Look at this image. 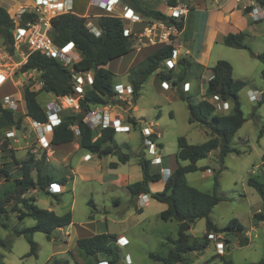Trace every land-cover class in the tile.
<instances>
[{
    "label": "rangeland",
    "instance_id": "obj_1",
    "mask_svg": "<svg viewBox=\"0 0 264 264\" xmlns=\"http://www.w3.org/2000/svg\"><path fill=\"white\" fill-rule=\"evenodd\" d=\"M193 1L196 2V0ZM5 3L7 4V0H0L1 7H6ZM207 3L209 2L207 1ZM88 6L89 0H75L76 14L96 13L95 10L90 9L89 11ZM126 7L125 3H121L118 12H122ZM8 10L12 16L14 8L8 5ZM237 10L246 19V24L240 23L239 28H242L241 32L246 35L245 43L248 49L237 50L220 44L216 46L209 58L210 65H213L217 58L228 61L234 69V78L247 82V87L239 93L241 109L246 122L234 138L233 147L237 152L231 153L225 158L224 166L219 162L218 151L213 152L208 158L197 163L199 167L208 169L190 173L186 179L190 186L204 192H212L214 176L218 171H221L219 176L220 193L226 201L214 208L210 218L218 227H223L231 220L237 219L246 227V237L249 239V244L241 247L237 237L227 238L223 234H212L209 236L210 245L205 251L194 252L186 256L190 264H203L217 255L223 258L211 260L210 264H225L223 259L231 261L232 264H249L264 259V223H258L253 219L254 213L262 206V200L247 183L248 179L253 177L264 184V166L262 164V156L264 155V131H262L264 103L251 101L249 97L250 90H264V77L262 76L264 64L255 58L256 55L264 52V20L253 22L242 10V4ZM239 12L237 13L240 15ZM141 28L134 29L139 31ZM199 36L201 39L205 38V33L204 31L201 33V29ZM141 46V42H135L136 49ZM151 51L152 49L141 52L137 50L128 57L110 62L107 69L114 74V84H128L129 75L126 73L128 61L134 56L142 55L145 57L147 52ZM185 51L186 49L182 48L181 54H186ZM200 52L205 51L200 49L197 53L188 55V58L195 60V56L200 55ZM27 53V48L23 46L20 50H16L14 56L6 54L4 56L7 59L0 61L6 71L9 73L15 71V84L22 83L15 87L9 80L1 85V102L2 97L13 92L15 97V94L20 93L17 91L22 92L23 100V90L28 86L35 90L41 89L42 82L39 73L24 78L19 72V61L23 59L21 56ZM179 57L181 59L184 56ZM160 70L170 72L163 67ZM177 73V70L172 71L173 79L168 82L170 86L168 89L163 88V81L156 73L151 75L143 86L135 111L129 113L122 109L115 110L126 119L131 116L140 119L139 125L136 127L132 125L129 133L116 132L115 141L119 149L123 154L130 156V161L121 165L118 171L106 167L112 161L118 162L116 156H109L100 161L87 150L81 148L75 150L74 143L55 148V156L52 159L55 167H51L50 170L56 178H67L65 185H58L53 188V191L60 197V202L55 199L54 195H48L42 190H32L27 196L34 197L36 199L35 204L39 208L54 211L59 216L71 212L73 223L67 228L56 230L52 234L51 240H48L43 233H34L33 239L38 245V254L37 256H28L30 245L27 239L24 236L15 235L14 230L31 228L35 225V220L30 217L23 220L19 219V213L13 212L14 207L19 205H12L9 210V218L6 221L7 227H0V238L10 247L8 249L0 246V255L3 256L1 261L4 264H47L55 258L69 260V264H96L93 258L80 256L76 246L77 240L108 232L117 236L124 235L129 240L128 245L118 246L122 262H125V257L129 254L132 259L130 264H162L151 259L149 253L167 255L169 249L174 247L172 241L178 238V223L176 221H164L160 217L167 205L149 196L147 204L141 208L137 203V197L132 196L126 186L120 184L108 186L104 182H100L97 176L104 175L107 177L108 173L123 174L127 175L129 184L142 180L143 175L139 165L140 153L145 152L148 160L154 157L143 142L142 131L144 127L160 134L159 141L162 148L158 150V154L163 158L164 165L155 166L152 164L153 171L156 172H160L163 166H168L174 170L179 165L188 164V162H182L176 158L179 137H185L190 144H201L209 140V131L204 126L189 123L187 102L180 97L181 90H184L185 94L191 97L194 102H199L206 93L207 83L205 79L201 80L200 70L194 68L184 80L191 83L188 89L184 87V81L175 86L173 82L177 79ZM50 99L51 95L43 92L40 93L38 102L44 108ZM128 105L133 107L131 103ZM222 108L219 107V114H229L230 111H224V106ZM70 113L75 112L70 109L65 110L62 113V119L64 115ZM23 125L20 128L12 127L0 131L1 165L12 163L11 151L19 160L29 156L40 158L42 152L36 151L37 146L31 122L26 120L25 125ZM86 155L93 158V161L88 163L89 160L84 159ZM64 158L67 161H64ZM94 163L101 165V168L96 170L97 175L95 177L82 178L79 172H74L79 164L90 166ZM10 187L11 183L2 180L0 191ZM116 199L119 200V203L116 202ZM18 209L20 210L22 207L19 206ZM140 209L142 210L140 211ZM90 216L93 218L90 219ZM205 232L206 221L204 219L197 221L189 232L190 240L193 242L195 239L203 237ZM219 237H222L224 241H221ZM219 242L224 243L223 251L217 246ZM75 253H77V259L74 256ZM100 259L105 264H108L110 260L106 256H101Z\"/></svg>",
    "mask_w": 264,
    "mask_h": 264
},
{
    "label": "trees",
    "instance_id": "obj_2",
    "mask_svg": "<svg viewBox=\"0 0 264 264\" xmlns=\"http://www.w3.org/2000/svg\"><path fill=\"white\" fill-rule=\"evenodd\" d=\"M255 1L264 7V0ZM169 5H176V0H170ZM251 8L244 10L247 15ZM149 18L154 20L167 21L169 17L162 11L146 10L143 11ZM32 14L23 15L21 26L30 21H34ZM87 18L76 14H65L52 20L50 36L53 42L64 47L73 43L81 59L74 64L76 73H93L94 81L92 85L85 86L82 98L79 100L81 112L70 113L63 116L62 121L54 127L51 146H62L76 141L81 149L96 155L99 159L109 156H117L118 162L126 164L130 161L128 154H123L116 141V132L112 128L101 131L92 130L85 122L83 111H90L92 107L99 105L117 104L114 99L115 84L114 74L109 71L107 65L121 57L135 51V37L124 34V21L117 17L100 16L94 20L95 25L101 31L100 35L92 33L87 27ZM183 30V22L177 24ZM15 23L12 16L5 7L0 6V43L5 52L10 56L15 55L14 39ZM246 35L243 32L230 33L224 40L223 45L237 50H247L245 43ZM173 47L165 45L156 49L138 66L129 72L128 81L133 88L132 101L135 103L141 95L144 84L149 77L155 73L162 81L169 82L173 79L172 70L170 72H159L164 62L172 57ZM257 59L264 64V52L257 55ZM177 66L180 72L177 79L173 82L175 86L180 85L185 80L189 71V64L185 57L178 60ZM202 72V67L195 66ZM211 77L207 82L206 97L219 96L222 101L233 104L229 114L221 115L216 113L215 106L208 99L194 102L181 90L180 97L187 102L189 110V123L200 124L208 131L210 138L201 144H190L185 137L178 138V152L176 158L187 165L176 167L170 177L164 182L162 191L153 192L151 185L161 182L163 176L160 172L153 171L151 160L145 157L144 152L139 155V165L142 170L143 178L141 181L128 184L126 188L134 197L146 194L152 199L167 205V209L161 212L160 217L164 221H176L178 223V238L172 241L174 247L169 249L167 255L149 253V257L162 264H190L187 255L194 252H203L210 245V235L223 234L227 238L237 237L240 246H247L249 239L246 237V227L237 219L231 220L227 225L218 227L210 218L214 208L226 199L220 193V172L214 176V187L212 192H204L190 186L186 176L190 173L205 171L208 168L198 167L197 163L208 158L213 152L218 151V159L224 166L225 158L234 152L233 147L235 135L246 122L244 113L241 109L239 93L246 86L247 82L235 79L232 65L225 60H218L210 69ZM20 73L36 72L40 74L42 87L39 90L25 87L23 90V100L25 103V113L23 117L30 118L41 123L48 121L44 109L38 102L40 93L46 92L55 97L70 95L75 91V78L70 69L66 68L59 60L48 58L39 52L30 53L27 61L20 67ZM200 72V74H201ZM264 77V70L262 71ZM186 83L185 81L183 82ZM131 111V110H129ZM22 114L9 109L0 101V131L20 128L23 123ZM128 121L133 126H138L135 117H129ZM77 128L79 135H76L74 128ZM262 131H264V126ZM156 140L157 135H152ZM162 148V145H159ZM12 163H3L0 167V185L2 180L11 183L7 190L0 191V227L6 228V221L9 218V207L19 205L22 209L14 207L13 212H18V218L23 220L27 217L35 220V225L27 229H15L17 236H24L29 245L28 256H37L38 245L33 239L34 233L40 232L46 235L48 240L52 239V234L59 229L67 228L73 223V216L68 212L62 216L54 211L39 208L34 202L33 197L27 194L32 190H42L48 195H54L60 202L58 194L52 193L47 188L52 184L64 185L66 179L56 178L50 170L46 152H42L39 159L29 156L19 160L15 153L11 151ZM119 163H111L110 168L116 169ZM264 166V155L262 156ZM15 171V172H13ZM262 200L261 209L254 213L253 219L258 223H264V184L250 177L247 181ZM91 204H93L91 202ZM93 217L90 216V219ZM206 221V232L201 238L190 240L189 232L197 221ZM118 237L115 234L103 233L96 234L87 238L77 240L76 246L80 256L93 258L96 264L103 260L101 256L108 257L109 264H127L122 262L117 243ZM228 242V239H227ZM0 246L10 248L6 242L0 238ZM71 254V253H70ZM3 256L0 255V261ZM223 258L220 255L212 257ZM210 260V261H211ZM207 261L203 264H210ZM225 264H232L231 261L223 259ZM0 264H4L2 261ZM47 264H69V260L55 258ZM249 264H264V259Z\"/></svg>",
    "mask_w": 264,
    "mask_h": 264
},
{
    "label": "built area",
    "instance_id": "obj_3",
    "mask_svg": "<svg viewBox=\"0 0 264 264\" xmlns=\"http://www.w3.org/2000/svg\"><path fill=\"white\" fill-rule=\"evenodd\" d=\"M10 2V7H13L12 19L15 23L14 39L15 50H20L25 46L30 53L39 52L48 58H54L59 60L66 68L70 69L75 78V91L80 95L79 99H74L72 94L63 97H56L53 101L48 102L44 107V112L47 115L48 121L41 123L35 120H31V125L35 133L39 136L41 146L43 148H50L53 138V129L62 121V113L65 110H72L75 113L81 112L79 100L82 98L85 86L92 85L94 81L93 73H76L74 70V64L77 63L81 56L77 52L73 43H69L64 47L57 46L52 37L50 31L52 28V20L58 16L65 14H76L75 12V0H7ZM237 3L242 0H235ZM121 3H125L123 0H90L89 8L100 11L96 15H82L87 18V27L96 35H100L101 31L97 28L94 20L100 16L117 17L123 21H129V25H125L124 34L126 36L133 35L135 42H141L142 45H152L162 47L165 45H171L173 47L172 57L164 62V66L168 70H173L178 63L179 56H181L182 49V30L179 29L178 23L183 22L182 19L187 16L189 12V6L177 5L171 7V14L167 21H160L154 19H147L137 14L133 9L128 6L118 12L121 8ZM126 4V3H125ZM127 5V4H126ZM251 8L248 12L249 18L253 22H261L264 20V7L252 1L251 4L245 5L244 10ZM32 14L35 16L34 21L26 23L21 26L23 21V15ZM77 15V14H76ZM81 16V15H79ZM170 20V22H168ZM140 24L141 30L136 31L133 25ZM241 32V31H240ZM7 53V52H6ZM8 54V53H7ZM9 55V54H8ZM28 57V56H27ZM6 77L0 74V86L4 85ZM163 88L168 89L170 86L168 82L163 81ZM114 97L117 104L112 105H99L92 107L90 111L86 112L84 122L95 131H101L103 129L112 128L115 132L129 133L132 129V124L128 121V118H124L118 111L122 109L126 111V106L131 102L133 97L132 86L124 87L123 85L115 86ZM262 93L249 92L251 101H261ZM7 95L3 97L2 103L9 109H12L18 113H25V103L22 100V96L19 94ZM76 135H79L77 128L75 127ZM143 142L148 147L149 152L154 157L151 159L153 165L160 166L162 164V157L158 154L160 149L156 140L152 139V131L149 128H143L142 131ZM89 159V158H88ZM1 167V163H0ZM163 176L162 181H166L172 171L168 168H161ZM58 184H52L47 188L52 193L53 188ZM63 186V185H59ZM149 195L142 194L137 197V203L139 207H143L147 204ZM221 241H224L222 237H219ZM120 246L128 245V240L120 238L118 240ZM218 248L223 251L224 243L219 242ZM125 262L130 264L129 257H125ZM99 264H105L103 261ZM109 264V263H108Z\"/></svg>",
    "mask_w": 264,
    "mask_h": 264
},
{
    "label": "crops",
    "instance_id": "obj_4",
    "mask_svg": "<svg viewBox=\"0 0 264 264\" xmlns=\"http://www.w3.org/2000/svg\"><path fill=\"white\" fill-rule=\"evenodd\" d=\"M131 1H132V4L131 5H127V6L129 8H131V9H133L137 14H139V15L147 18V19H153V18L147 17L145 14H143V11H146V10L162 11L169 17V15L171 14V7L174 6V5H169L168 2L170 0H131ZM207 1L209 3H207ZM251 3H252L251 0H242L241 2H238V3L235 0H196V2H194L193 0H176V5L175 6L184 5V4L189 6V12H188L187 16L182 19V21H183V30H182V35H181L182 48L186 49V51H185L186 54H181V55L184 56L187 59L188 64H189V66H188L189 67V71H193L195 66L199 65L200 67H202V72L200 71L201 72V74H200L201 80L205 79L206 83L208 82V80L211 77V70L210 69L216 64V61L219 60L217 58V60H215L214 64L210 65V62H209L210 61V59H209L210 55L215 51L216 46H219L220 44H223V40L228 34L237 33V32L241 31L242 28H239V24L243 23V22H244V24H246V19L243 18V16L241 15V13L237 9H239L240 8V4H242V10L244 11V6L245 5H249ZM8 5L10 7V2L9 1H7L6 7H5L7 10H8ZM88 9H89V11H90V9L96 11V13L89 14V15H96V14L100 13V11H98L96 9H93V8H89V6H88ZM9 11L10 10H8V12ZM237 12H239L240 15ZM124 24L125 25H129L130 22L129 21H124ZM138 27L141 28V25L140 24L133 25V28H138ZM189 28H190V34L188 35ZM200 29H201V33L203 31L205 33V38L204 39H201L200 36H199ZM158 48H159L158 46H151V45H147V44L142 45L141 47L137 48L135 51L139 50V52H141L143 50H146V51L148 50L149 51L151 49H152V51L151 52H147L145 57H142V55L141 56L132 57V59L130 61H128V66L126 68L127 75H129V72H130V70L132 68H134L137 65H139L142 61H144L150 54H152ZM200 49H203L205 52H200L201 53L200 55L195 56L196 57L195 60L193 58H190V59L188 58V55H192L194 53H197ZM134 52H132V53H134ZM6 54L7 53L5 52L3 46L1 45V47H0V61L7 59L5 57ZM130 54H128V55H130ZM128 55H126L124 57H128ZM27 56H28V54L21 56V58L23 57V59L19 61V67H18L19 69L27 61ZM121 58L123 59V57H121ZM121 58H119V59H121ZM255 58H257V55L255 56ZM116 60H118V59H116ZM16 66H17V64H16ZM107 67H108V65H107ZM161 67L166 68L164 65L161 66ZM177 67L178 66H176L172 71L177 70L178 71L177 76H178V74L180 72V68L179 67L177 68ZM159 72H161V70H159ZM35 73L36 72L21 73V76L24 77V78L32 77ZM0 74L3 77L4 76L6 77V82H8L9 80L12 81V83L14 84L15 87H17V86L22 84V83L19 82L18 85H16L15 84V80H14V77L16 75L15 71H13L12 73H9L8 71H6L4 69V66L1 63H0ZM156 74L158 75V73H156ZM206 74H208V76H206ZM233 74H234V69H233ZM189 84H191V83L187 81L184 84V87L188 89L189 88ZM117 85H123L124 87L131 86L129 81H128V84H126V85H124L123 83H116L115 86H117ZM41 86H42V83H41ZM206 90H207V84H206L205 91ZM250 91L262 93L261 94L262 95V99L259 102L260 103H264V90L260 91V90L256 89L254 91L253 90H250ZM17 92H20V95H22L21 91H17ZM13 93L10 94V95H14ZM50 95H51V99L48 100V102H51V101H53L56 98L54 95H52V94H50ZM203 99H208L210 102H212L214 104L217 114L220 113L219 107L222 108L224 106V111H230V112H231L232 107H233V104L231 102L222 101L219 98V96H217V95L213 96V97H206L204 95ZM130 103L133 104V107L131 105H127L126 106V112H129V113L133 112V111H135L137 109V101L135 103L133 101H131ZM129 110H131V111H129ZM223 113H226V112H223ZM221 115H225V114H221ZM26 120L28 122H31L30 118H25V120H23L22 125L23 124L25 125ZM136 120H137L138 123H140V119L136 118ZM144 128H148V127H144ZM32 130H33V128H32ZM151 131H152L153 134L157 135L156 141H157L158 145H160L161 144L160 141H159L160 134H158L157 132H155L153 130H151ZM34 136H35V142H36V146H37V150L36 151L46 152L47 153V157H48L49 165H50V167H53L54 164L52 163V159H54V156H55V148L60 147V146H55V147L51 146L48 149L43 148L41 146L39 136L35 133V131H34ZM76 139H77L76 142H73L75 144V147H76L75 150H80V146H79V143H78V137ZM159 148H161V147L159 146ZM144 154H145V152H144ZM95 157H97V156L95 155ZM145 157H146V154H145ZM88 158H89L88 155L84 156L85 160H89L88 163L93 161V158H89V159ZM99 160L102 161L103 159H99ZM149 160H151V159H149ZM64 161H67V160L64 158ZM111 163H119V162H113L112 161V162L109 163V166H106V167L110 168V164ZM121 165H124V164L119 163L118 167L116 169H114V170L118 171L120 169ZM161 165H164L163 158H162V164ZM98 168L99 169L101 168V165H99L98 163L91 164L90 166L79 164L76 167L74 172H79L80 176L82 178L83 177H95L97 175L96 170ZM161 168L171 169L168 166H163ZM171 171H173V170H171ZM97 178H98V180L100 182H104V184H106L108 186H110V185L111 186H116V184L117 185L120 184V185H123V186H127L129 184V180L127 179L128 178L127 175H123V174H121V175H119V174L118 175L117 174L113 175V174L108 173L107 177H105L104 175H99V176H97ZM65 179H67V178L65 177ZM163 188H164V181H161V182H158V183H155V184L151 185V190L153 192L162 191ZM35 201H36V199H35ZM116 202L119 203V200L116 199ZM141 210L142 209H140V211ZM117 237H118V240L120 238H125L126 240H128V238L125 237L124 235L117 236ZM128 244H129V240H128ZM118 246H120V245L118 244ZM74 256H76V259L78 258L77 257V253H75ZM72 257H73V255H72ZM126 257H129L130 262H132L131 256L129 254L126 255Z\"/></svg>",
    "mask_w": 264,
    "mask_h": 264
},
{
    "label": "water",
    "instance_id": "obj_5",
    "mask_svg": "<svg viewBox=\"0 0 264 264\" xmlns=\"http://www.w3.org/2000/svg\"><path fill=\"white\" fill-rule=\"evenodd\" d=\"M127 5H131L132 4V1L131 0H123ZM168 22H170V20L168 21ZM72 97L74 98V99H79L80 98V95L78 94V93H76V92H73L72 93ZM82 115H86V111H83L82 112ZM10 208H11V206L9 207V210H10Z\"/></svg>",
    "mask_w": 264,
    "mask_h": 264
}]
</instances>
